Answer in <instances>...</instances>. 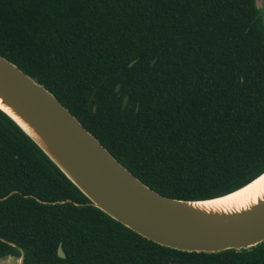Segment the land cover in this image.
Here are the masks:
<instances>
[{
  "label": "trees",
  "instance_id": "trees-1",
  "mask_svg": "<svg viewBox=\"0 0 264 264\" xmlns=\"http://www.w3.org/2000/svg\"><path fill=\"white\" fill-rule=\"evenodd\" d=\"M257 12L254 0H0V56L142 183L208 198L264 169ZM10 192L0 200V256L20 248L22 264H264V242L182 251L129 230L86 204L0 111V198Z\"/></svg>",
  "mask_w": 264,
  "mask_h": 264
},
{
  "label": "water",
  "instance_id": "water-1",
  "mask_svg": "<svg viewBox=\"0 0 264 264\" xmlns=\"http://www.w3.org/2000/svg\"><path fill=\"white\" fill-rule=\"evenodd\" d=\"M117 88L118 85L115 90ZM125 100L124 96L122 104ZM0 103L33 129L35 136L0 106V111L87 199L86 204L136 234L165 247L206 253L247 250L264 242V199L233 215L205 213L190 206L231 193L260 176L264 169L241 186L221 195L173 198L142 183L81 126L49 90L2 56ZM9 194L11 192L0 200ZM36 200L42 204L71 201ZM6 243L14 246L12 242ZM18 251V255H1L0 264H22L23 253L20 248ZM57 255L63 257L60 245Z\"/></svg>",
  "mask_w": 264,
  "mask_h": 264
},
{
  "label": "bare ground",
  "instance_id": "bare-ground-1",
  "mask_svg": "<svg viewBox=\"0 0 264 264\" xmlns=\"http://www.w3.org/2000/svg\"><path fill=\"white\" fill-rule=\"evenodd\" d=\"M0 106L11 113L19 122L21 121L29 132L33 134V129L28 128L29 126L20 119L19 115L12 113L10 109L4 107L1 103ZM263 199L264 173L231 193L210 200L199 201L190 204V206H194L196 209L205 213L233 215L250 209L255 203Z\"/></svg>",
  "mask_w": 264,
  "mask_h": 264
},
{
  "label": "flooded vegetation",
  "instance_id": "flooded-vegetation-1",
  "mask_svg": "<svg viewBox=\"0 0 264 264\" xmlns=\"http://www.w3.org/2000/svg\"><path fill=\"white\" fill-rule=\"evenodd\" d=\"M254 6H255V8L257 9V13H258V16H260V19H261V21H262V23L264 24V8L262 7V5L260 4V5H258L257 4V0H254ZM116 85H118V84H116ZM115 85V86H116ZM118 89V88H117ZM114 91H117V90H115V87H114ZM124 97V96H123ZM126 97V96H125ZM122 100H123V98H122ZM125 102H126V100H125ZM125 104V103H124ZM124 104H122V101H121V105L123 106ZM58 247V246H57ZM56 253H57V249H56Z\"/></svg>",
  "mask_w": 264,
  "mask_h": 264
},
{
  "label": "rangeland",
  "instance_id": "rangeland-1",
  "mask_svg": "<svg viewBox=\"0 0 264 264\" xmlns=\"http://www.w3.org/2000/svg\"><path fill=\"white\" fill-rule=\"evenodd\" d=\"M257 4L258 5H262V7L264 8V0H257ZM15 264H16V262H15Z\"/></svg>",
  "mask_w": 264,
  "mask_h": 264
}]
</instances>
